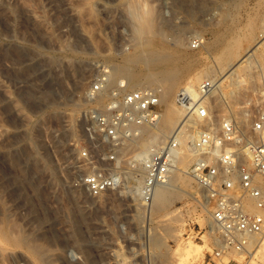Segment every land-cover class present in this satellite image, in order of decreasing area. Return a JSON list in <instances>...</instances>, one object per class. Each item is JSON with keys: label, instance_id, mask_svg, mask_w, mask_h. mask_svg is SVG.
Listing matches in <instances>:
<instances>
[{"label": "rangeland", "instance_id": "374dc122", "mask_svg": "<svg viewBox=\"0 0 264 264\" xmlns=\"http://www.w3.org/2000/svg\"><path fill=\"white\" fill-rule=\"evenodd\" d=\"M257 1L145 0L165 37L138 38L128 0H0V264H264L263 245L252 260L235 253L229 262L211 256L216 234L193 180L196 200L176 198L148 219L127 190L89 205L59 188L69 174L61 144L80 142L84 115L105 99H83L97 72H113L110 86L139 77L148 83L133 87L152 88L175 75L180 88L198 69L217 76L227 41L238 38L237 28L254 14ZM261 29L249 45L260 40ZM174 31L183 34L178 46L170 42ZM197 34L202 42L193 48L189 41ZM261 52L236 96L229 95L233 87L225 78L226 95L215 92L209 99L215 119L243 116L247 122L245 115L250 119L264 107V45L256 55ZM171 210L175 219H164Z\"/></svg>", "mask_w": 264, "mask_h": 264}, {"label": "built area", "instance_id": "2783aa9c", "mask_svg": "<svg viewBox=\"0 0 264 264\" xmlns=\"http://www.w3.org/2000/svg\"><path fill=\"white\" fill-rule=\"evenodd\" d=\"M201 42L198 34L189 41L193 48ZM213 89L211 79L200 81L193 90L181 86L174 102L182 115L169 134L149 140L142 151L138 141L156 132L161 117L159 89L131 88L124 80L110 86L108 72H97L83 99L93 102L102 95L105 99L84 115L80 142L61 144L69 174L60 190L85 191L95 198L127 190L135 194L145 218L156 186L178 169L180 139L188 133L194 155L186 173L201 191L216 234L211 256L228 257V262L232 253L252 259L264 235L259 213L264 193L255 181L257 176L264 178V107L250 119L245 115L244 124L230 116L215 119L202 101Z\"/></svg>", "mask_w": 264, "mask_h": 264}, {"label": "bare ground", "instance_id": "6f19581e", "mask_svg": "<svg viewBox=\"0 0 264 264\" xmlns=\"http://www.w3.org/2000/svg\"><path fill=\"white\" fill-rule=\"evenodd\" d=\"M253 8H254V6H253ZM263 8H264V0H258L257 4H256V8H255L256 11L253 10L254 14L252 16L247 17V19H246V21L242 27L239 26L237 28L236 32L238 31V33H237L238 38L235 37L236 39H234V40H232L233 38L230 39L231 42H229L230 40L229 41L225 40L230 44H229V46H227V49L225 50V52L223 51L224 55L219 58V60H218L219 62H218V64L216 63V67L213 65L215 67L216 72H217V76L215 73H214L215 75L214 74L208 75L204 70L200 71V69H198V70L190 73V75H188L185 85L192 90L200 81L204 80V78L211 79L213 81V83H214L213 91L208 96L204 97V99L202 100L203 102L206 103L208 109H210V106H211L210 103H208V101L214 95L215 92H217L222 97H224L226 95L225 94L226 92L225 91L223 92V90H222V82L224 81L225 78H229V81H230L229 84L232 85V87L234 88V90L232 88V90L230 92H228L229 95L230 96H236V93H235L236 90L235 89L238 90V89L244 87L247 83L246 74H244V72H247L249 69H251V65L254 62L258 61L257 57H262V55H263L262 52L258 53L259 56H258V54L256 55V52H257V49L260 45H262V46L264 45V9ZM127 9H128V13H129L130 18H131V22H132L131 28H132L133 34L135 36H137L138 38H141L142 36H151L154 34H158L162 38L165 37V31H163L164 29L158 30L156 27V24H155L156 21H154V17H153V12H154L153 10L154 9H153L152 5H149L147 2H145V0H128ZM154 15H155V13H154ZM258 27H260V29L262 28L260 30L262 32V33L260 32L261 38L258 41L256 40V43H254L255 45L254 46L252 45L253 46L252 47L251 45H249L250 43H248V42L252 36V33H254V30H256V28H258ZM230 29L233 30V27H231ZM173 34L174 35L172 36V40L170 42H171V44L178 46L179 43L183 42L182 41L183 40L182 39L183 34L179 33L178 31H176ZM212 38H215V37H212ZM216 40L214 41L215 43L217 42ZM218 40H220V39H218ZM209 43H207V44H209ZM228 43L226 45H228ZM211 44H214V43H211ZM141 47L139 48L140 50H141ZM159 48H161V47H159ZM166 48H168V46ZM171 49H172V47H171ZM141 51H143V49ZM150 51L152 54V51H154V50L150 49ZM167 51H168V49H167ZM137 52H138V50H137ZM241 53H242V55H241ZM151 59H153V58H151ZM261 60H263V59H261ZM156 63H158V62H156ZM260 64H262V63H260ZM152 66H154V64ZM263 66H264V63H263ZM150 67H151V63H150ZM209 67L207 66V70H210ZM148 69H151V68L148 67ZM189 69H191V68H189ZM189 69H188V71L191 72V70H189ZM19 70L23 74H25L27 71V69L24 67L19 69ZM210 71H212V68ZM212 72H214V71H212ZM186 73H188V72H186ZM112 75H113V72L109 71V74H108L109 81L111 80ZM130 79L128 80V87H133L134 85H137V83H142V81H144V83L145 82L148 83L147 79L143 80V79H139V77H137V79H139V80H137L136 78H135L136 80L132 78L133 80H135V82H132V81L129 82ZM180 79H182V78H180ZM178 81H180V80H178V76H176V75L171 76V77L169 76V77L165 78L164 80H162L159 83V85L155 87V88L159 89V93H160L161 117H160L159 123L157 125L156 132L154 134L148 133V137H143L138 141L137 146L142 151L145 150L146 144L149 140H159V139L163 138L164 136H166L167 134H169L170 131L174 128V126L177 123L180 116L182 115V110L174 102L176 92L179 89L178 88ZM48 87H49V85H48ZM237 121L241 124H244L246 122V118L243 116L242 117L239 116ZM188 139H189V134L184 133L183 137L180 139V145H179L180 158H179V161L177 163L178 169L170 175L169 179L165 183L156 186L154 193H153V196H152L151 203L149 204L148 209L146 211L147 219L149 216H151L150 214L152 212L158 211L160 209H164L167 206H170V204L176 198H189L192 200L197 199V196L195 194L196 190H194L192 185H191L192 184V178L186 173L187 167H188L189 163L191 162L193 155H194V152L191 149V145L189 144ZM17 159L19 160L20 158L17 157ZM27 174H29V173H27ZM27 174H26V176H27ZM262 180H263L262 177H259V176H257L255 178L257 185L259 186V188L264 193V181H262ZM68 193L70 194L71 199L74 200L75 203L80 202L78 200V197L80 199H83L82 203L85 202L89 205H93L95 202V200H94L95 197H92L91 195H89L85 191H78L75 189H70ZM131 197L134 201H136L135 194L133 192L131 193ZM246 203L250 207L252 206L250 199H246ZM136 208H137V210H138V208L140 209L138 203L136 204ZM205 210H204V212H205ZM172 211L173 210H171V212H168V211L163 212L162 217H164V219H167V220H171L172 218L175 219L176 215H178V214H177V212H172ZM259 213L264 218V208L261 209L259 211ZM141 217H142V214H141ZM203 217H205V216H203ZM164 219H163V221H164ZM158 221H162V220H158ZM150 229L151 228L149 227L148 233H151ZM148 233H147V235H148ZM215 241H217L216 237H215ZM258 242H259L260 247L262 245H263L262 247H264V237L263 238L261 237L258 240ZM186 248L188 250V249H190V246H187ZM259 250L260 249H258V251ZM261 251H263L262 248H261ZM239 256H241V255H239ZM241 258H242V256H241ZM250 260H252V259H250ZM250 262H252V261H249V264H250ZM253 262L255 263V261H253Z\"/></svg>", "mask_w": 264, "mask_h": 264}]
</instances>
